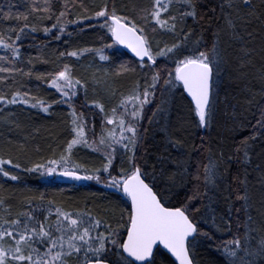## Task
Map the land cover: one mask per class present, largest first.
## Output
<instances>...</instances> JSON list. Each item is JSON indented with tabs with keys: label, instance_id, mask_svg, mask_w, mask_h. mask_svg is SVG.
Here are the masks:
<instances>
[{
	"label": "snow or ice",
	"instance_id": "snow-or-ice-1",
	"mask_svg": "<svg viewBox=\"0 0 264 264\" xmlns=\"http://www.w3.org/2000/svg\"><path fill=\"white\" fill-rule=\"evenodd\" d=\"M31 5L26 12L15 14L12 12L11 3L8 11H3L0 6V48L10 53V56H0V62L6 61L8 65L0 64V74H4L0 75V85L11 87L16 83V74L29 78L33 76L31 67L28 71L16 67L21 58V45L17 42L22 41L23 37L41 30L45 34L52 33V29L63 33L66 24L93 18L85 14L77 20H65L67 2L58 15L53 11L51 0H44L43 7L36 5V0H31ZM80 7L83 8V4ZM96 7L98 10L94 12V18H103L100 27L111 34L113 44L126 46L139 58L138 67L145 72V81L150 79V83H146L143 89L137 85L134 92L121 101L124 113L118 119L116 109L112 110L113 118L107 119V123L118 127L119 136L114 128L102 134L98 141L93 139L90 143L83 113H77L71 104V97L77 91L76 86L81 84L80 80L73 79L71 67L64 64L55 72L37 73V80L48 83L62 97L52 103H67L71 108L72 139L67 142L58 159L35 163L26 171H42L51 175L61 169V174L65 177L95 180L98 183L106 173L105 185L122 192L130 205L121 210L115 227L103 218L93 216L91 211L70 212L61 207L55 208L54 223L46 224L32 213H22L25 217L23 222L20 219L0 217V264H156V254L161 245L174 257L172 264H197V249L204 242H212L213 233L225 232L233 238L217 248L223 253L224 264H264V236L255 245L252 244V233L256 229L251 227L254 219L250 214L251 196L247 189V166L252 163V152L257 142L264 144V106L259 107L255 124L246 123L234 114L228 127L235 145V158L245 166L244 178H233L243 186L242 191L233 192L231 183L226 182L227 170L221 168L225 155L223 150L214 151L212 143L205 141L203 137L199 145L188 146L189 150L184 152L186 158L171 155L170 149L178 152L185 149L192 121L178 117L175 126H170L169 123L160 125L163 147L156 156V163L151 166V171L148 170V161L137 155L148 131L141 127L144 109L154 101L158 89L161 90V96L182 90L190 97L189 111L194 115L195 126L201 129L211 126L215 118V89L218 87L215 78L219 76L224 63L220 32L230 29L232 38H239V34L235 32L234 20L243 18L245 22H251V18L264 17V0H260L259 15L256 14L252 0H222L220 12L226 28L213 32L215 38L210 47L202 35L193 40L194 32L186 25L188 18L197 22L203 19L199 12V0H151L149 6L139 10L136 18L118 14L115 4L110 8L107 0ZM30 17L39 22L55 20V23L41 29L35 23L30 24ZM5 21L15 23L3 27ZM157 32L172 35L176 39L170 44L164 42L161 46V42L155 40ZM247 35L252 37L253 34L249 32ZM32 38L35 39V36ZM53 38L58 40L60 36L53 34ZM111 47L112 45L97 49L82 48L67 53L60 52L59 55L76 57L94 52L99 54L101 60L107 61L109 57L104 51ZM161 59L164 61L163 66L158 65V60ZM27 63L32 65V59L29 58ZM136 71V67L123 62L118 66L116 74ZM22 89L21 85L10 92L0 90V105L31 102L32 108L49 112L52 104L31 96L30 90ZM94 103L104 111L102 104ZM128 103L132 104L130 112L127 109ZM166 105L167 101L164 100L156 106L149 118L150 125L158 124L157 117L168 113ZM245 129H249L250 134L236 141L235 136L243 133ZM77 145H85L94 152H102L106 162L91 170L84 168L85 172L91 171V175H80L82 165L72 160L73 148ZM116 145L123 151L121 167L113 175L112 169L115 167L114 161L118 152ZM203 152H207L208 157L207 163L202 166L201 180V165H196L195 174L190 172V168L192 154ZM232 158L228 157L229 160ZM5 165H11L15 169H19L21 165L13 164L11 158H0V174L13 181L18 180V176L5 170ZM169 166H173L175 171H169ZM256 167L259 168L260 165ZM201 182L204 184L203 192L199 188ZM187 183H195L193 195H186L177 203L175 189L185 187ZM161 184L166 186L161 187ZM40 199L43 200V195ZM237 202L241 205L239 208L235 207ZM2 204L3 201L0 200V205ZM49 204L51 208V202ZM241 213L245 216L243 224L238 222ZM234 216L237 217L235 234L232 233ZM204 225L210 231H204ZM241 227L244 229L243 236L239 234ZM260 231L264 232V224Z\"/></svg>",
	"mask_w": 264,
	"mask_h": 264
},
{
	"label": "trees",
	"instance_id": "trees-1",
	"mask_svg": "<svg viewBox=\"0 0 264 264\" xmlns=\"http://www.w3.org/2000/svg\"><path fill=\"white\" fill-rule=\"evenodd\" d=\"M53 11L58 15L64 10L67 2V13L65 20H77L78 17L85 14L93 16L90 20H80L77 23L66 24L65 31L60 33L58 29H52V33L45 34L42 30L33 33L31 36L23 37L22 41L17 43L21 45V58L17 61L16 67L28 71L29 67L33 70L31 78L15 75V84L11 87L0 85V90L10 92L11 90L23 86L22 90H30V95L46 100L52 104L48 113H44L39 108H32L29 104L0 105V158L8 160L11 158L13 164L19 163V169L11 165H5V170L19 177L18 180H11L0 174V217L14 220L20 219L22 222L25 217L22 213H32L38 220L47 223H54L56 220L55 208L61 207L65 211L80 212L91 211L95 217H100L108 223L116 226L120 219L122 209H127L130 201L123 197L122 192L105 185L104 174L101 182L95 180H74L61 175L62 170L57 169L54 174H45L41 172H27L35 163H44L49 159H58L64 152L67 142L72 139L71 133V108L67 103H52L62 99L60 94L48 83L36 79L37 73H52L58 67L68 64L72 69L73 79L80 80L81 84L76 86V94L71 97V104L77 113H83L86 121V134L89 142L93 139L99 140L102 134L107 130L116 129V135L119 136V129L114 124H108L107 119L113 118L112 110L116 109V118L118 119L124 113V107L121 101L129 97L137 85L143 89L150 79L145 81V72L140 71L138 67L139 60L129 55L119 44H113L111 34L107 29L101 28L103 18H94V12L97 5L104 0H51ZM111 8L114 3L118 14L128 15L136 18L139 10L150 5L151 0H107ZM222 0H199V12L203 19L193 21L188 18L187 28L194 32L193 40L201 35L208 47L211 46L213 32L218 29H225V21L220 12ZM11 3L13 14L24 13L31 5V0H0V6L3 11H8ZM83 4V8L80 5ZM252 4L259 15L260 0H252ZM36 5L43 7L44 0H36ZM87 9V13H85ZM215 9V11H213ZM248 11V10H245ZM175 12V7L173 8ZM243 16V14H242ZM14 21H5L3 27H7ZM35 23L37 27L51 26L52 21H36L30 17V24ZM235 32L239 38H232V30L226 29L220 32V47L223 49L224 63L221 65V72L216 81L218 87L215 89V118L209 128L201 129L195 126V118L189 111L190 99L182 90H177L173 94L165 93L161 96V90L158 89L154 101L145 106L144 119L141 121L142 129H148L146 138L142 142L137 155L148 161V170L156 163V156L162 150L163 133L159 131L160 125L169 123L175 126L177 118L192 121V127L188 136V144L183 151L170 149L173 157L186 158L184 152L188 151L189 145L201 143V137L205 141H210L213 150L218 152L220 149L224 152V158L221 162V168L227 170L226 182L231 183L233 192L243 190V186L234 181V177L244 178V168L235 158L234 141L228 127L231 125L233 115H237L245 120L246 123L255 124L258 116V109L264 106V17L260 19L251 18V22H245L243 18L235 19ZM186 28V30H187ZM30 30V29H29ZM253 35L249 37L247 33ZM53 34L59 35L60 39H54ZM151 34V33H150ZM35 36V39L32 38ZM155 37L160 40L161 46L164 42L172 43L176 37L157 32ZM14 38V37H13ZM105 45H112L111 48H105L104 54L109 60H101L99 54L94 52L84 53L76 57L65 55L61 57L60 52H71L82 48L97 49ZM9 55L7 50L0 48V56ZM32 59V65L27 61ZM46 61V62H45ZM127 62L129 65L137 68L135 73L117 75L118 66ZM147 62V61H146ZM88 63L104 64L109 68L113 79V97L109 100L103 94H94L93 84L86 76V65ZM3 66H8L6 61L0 62ZM164 61L158 60V65L163 66ZM4 75V74H0ZM150 77V73L148 74ZM11 83V78L9 79ZM167 101L168 113L157 117L159 123L149 124V118L152 116L158 104ZM251 101V103H249ZM104 106V111L97 107L96 103ZM127 109L132 110V104L128 103ZM249 129L235 136L238 141L243 136L249 135ZM117 159L114 161L115 167L112 174L116 175L121 167L122 149L116 145ZM232 156V159H228ZM208 153H193L191 156L190 172L195 174L196 165L202 166L207 163ZM126 159V157H124ZM74 163L82 165L79 173L82 175H91L92 172H85L84 168L89 170L101 167L105 163L102 152H94L85 145L74 146L72 152ZM141 163L143 160L140 161ZM256 165H260L259 168ZM126 166V165H125ZM169 171H175L173 166H169ZM159 171V168L157 169ZM264 144L257 142L252 152V163L247 166V189L251 196V215L254 223L251 225L261 235L256 238V231L252 233L255 245L264 232L260 231L264 224V215H262V202H264ZM166 185L161 184V187ZM195 183H187L185 187L175 189V201L179 203L184 197L193 195ZM200 191H204V184H199ZM43 195V200L40 199ZM51 202V208L50 204ZM199 204V201L196 202ZM223 206V205H221ZM239 202L235 207L239 208ZM51 211V215H49ZM47 218V220H45ZM126 218V215H125ZM238 222L243 224L245 216L241 213ZM237 217L233 218L232 233L237 232ZM204 231L210 229L204 225ZM244 229L241 227L240 235L243 236ZM233 236L228 233H213L212 242H204L196 252L197 264H224L223 253L217 248L223 242L231 240ZM39 246V245H37ZM43 250V249H41ZM173 259L161 249L156 254V264H172Z\"/></svg>",
	"mask_w": 264,
	"mask_h": 264
},
{
	"label": "rangeland",
	"instance_id": "rangeland-1",
	"mask_svg": "<svg viewBox=\"0 0 264 264\" xmlns=\"http://www.w3.org/2000/svg\"><path fill=\"white\" fill-rule=\"evenodd\" d=\"M93 3L96 0H92ZM156 41H160L155 37ZM86 76L93 84L94 94H103L109 100L113 97V79L109 68L104 64L88 63L86 66Z\"/></svg>",
	"mask_w": 264,
	"mask_h": 264
},
{
	"label": "water",
	"instance_id": "water-1",
	"mask_svg": "<svg viewBox=\"0 0 264 264\" xmlns=\"http://www.w3.org/2000/svg\"><path fill=\"white\" fill-rule=\"evenodd\" d=\"M119 46H120L123 50H125L129 55L134 56L135 58H137V59L139 60V58L136 57L135 54L132 53L131 50L128 49L126 46H124V45H120V44H119ZM186 95H187V94H186ZM188 98L190 99V97H188ZM79 174L82 175L81 173H79ZM61 175H62V174H61ZM62 176H63V175H62ZM82 176H83V175H82ZM63 177H65V176H63ZM66 178H70V177H66ZM159 248H161L163 251H165L166 253H168L166 249H163V246H162V245L159 246ZM168 254L171 256L170 253H168ZM172 258H173V260H174V257H172Z\"/></svg>",
	"mask_w": 264,
	"mask_h": 264
},
{
	"label": "bare ground",
	"instance_id": "bare-ground-1",
	"mask_svg": "<svg viewBox=\"0 0 264 264\" xmlns=\"http://www.w3.org/2000/svg\"><path fill=\"white\" fill-rule=\"evenodd\" d=\"M259 235H261L260 232L259 231H256V238H258Z\"/></svg>",
	"mask_w": 264,
	"mask_h": 264
},
{
	"label": "flooded vegetation",
	"instance_id": "flooded-vegetation-1",
	"mask_svg": "<svg viewBox=\"0 0 264 264\" xmlns=\"http://www.w3.org/2000/svg\"><path fill=\"white\" fill-rule=\"evenodd\" d=\"M159 249H161V248H159ZM162 250V249H161ZM163 251V250H162ZM165 252V251H164ZM168 254V253H167ZM169 255V254H168ZM170 256V255H169ZM171 257V256H170ZM172 258V257H171ZM173 259V258H172Z\"/></svg>",
	"mask_w": 264,
	"mask_h": 264
}]
</instances>
